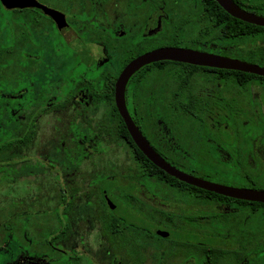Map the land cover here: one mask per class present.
<instances>
[{
	"label": "flooded vegetation",
	"instance_id": "1",
	"mask_svg": "<svg viewBox=\"0 0 264 264\" xmlns=\"http://www.w3.org/2000/svg\"><path fill=\"white\" fill-rule=\"evenodd\" d=\"M35 1L41 6L7 8L0 0L14 13L13 38L0 30V110L11 123L0 134V184H14L3 181L8 175L50 180L53 196L43 199L59 202L60 211L47 216L53 228L45 237L27 231L23 243L15 240V215L0 221V264L3 255L4 264H264V203L167 179L132 138L116 92L132 62L165 48L264 69V27L243 35L236 33L242 24L231 23L229 34L225 16L213 19L212 9L222 8L216 0ZM233 1L264 18V0ZM124 97L131 120L169 165L198 180L264 191V177L246 161L264 147L263 76L163 60L137 70ZM229 126L242 133L235 148L226 145L235 138L221 134ZM49 140L60 148L50 150ZM104 159L119 164L111 163L120 175L115 199L78 173ZM84 204L91 206L81 218L76 209ZM124 204L151 230L118 214Z\"/></svg>",
	"mask_w": 264,
	"mask_h": 264
},
{
	"label": "rangeland",
	"instance_id": "2",
	"mask_svg": "<svg viewBox=\"0 0 264 264\" xmlns=\"http://www.w3.org/2000/svg\"><path fill=\"white\" fill-rule=\"evenodd\" d=\"M2 7H0V30L6 31V35H4V38L12 39V31L8 32V28L12 27V22L14 19V13L12 12H6L3 11ZM0 31V35L1 34ZM180 35H182V32H179ZM189 37V36H185ZM183 45V44H180ZM40 80V78H38ZM3 113V114H2ZM7 116L5 115L4 111L0 110V134H6L9 132L8 127H10L11 123L6 121ZM4 123L3 125L1 123ZM251 131H255V127L251 129ZM221 134H224L226 137H229L232 135L235 140L227 141L226 145L228 148H235L239 144V138H241L242 133L241 131L238 132L236 127L229 126L227 130L221 132ZM5 137V136H3ZM5 142V140L2 138L0 140V144ZM49 149L50 150H56L60 148L59 142L49 140ZM47 143V141H46ZM48 147V143H47ZM256 153L259 154L260 158H256L254 154L249 153L246 157V161L248 165H250L252 168L255 167L256 173L259 174V176L264 177V147H260L256 150ZM101 163H97L95 160H93L91 163H88L87 165H83L84 167H81L78 169V173L82 174V180L91 182L93 179H96L92 181L93 184H98V188L104 189L107 191L112 198L114 197V190L112 188L115 186L114 182L116 183L119 173L116 169L111 168V163L115 162L116 167L119 165L118 161H111L108 159L101 160ZM126 165H130L128 162ZM133 165V162H132ZM75 166V165H74ZM28 167L34 168V163L30 162L28 163ZM198 168L202 167L200 165L197 166ZM190 171V170H187ZM110 172V174H109ZM1 173H0V182H1ZM72 177V175H69ZM17 178V176H16ZM6 180L10 182H14L13 185L9 184L8 187H6L3 184H0V221L8 220L12 218L15 215V219L17 221L18 227L16 230V241L18 240L20 242H24L27 238L23 235V233L28 231V234H34L39 235L42 238L45 237V234L48 233V230H51L53 228L52 223L48 221L47 217L50 215V213H59L60 206L59 202L54 204L52 201V198L48 200H44L43 193H46L47 195H52L51 189L53 188V185L50 183V180L45 181H38L35 180V178H24V179H18L17 182L14 180L13 177L10 175L4 176L3 181L6 182ZM154 181V180H153ZM17 183V184H16ZM16 184V185H15ZM45 187V189H44ZM38 196H37V195ZM150 197V195H149ZM168 198H172L171 196ZM169 202L174 204V201H171L167 199ZM118 204V203H117ZM91 205L84 204L81 205L80 208H77L76 211L79 214V217L86 215L87 211ZM89 212H92L89 210ZM118 214H127L129 216V219L131 222L136 225L134 228L136 230H146L149 231L153 227L151 223L142 221L143 219L139 217L137 212L131 210L129 206L127 205H120V209L117 212ZM79 219V218H78ZM89 220V217H88ZM133 227V226H132ZM36 228H40L41 233L36 232ZM134 230V229H133ZM26 234V233H25ZM178 234H175L172 232L171 238L178 237ZM22 238L24 240H22ZM93 243L97 242V238L91 239ZM198 239L196 238V241ZM10 242L5 243L8 245ZM19 243V242H18ZM99 243H96L98 245ZM28 249V248H27ZM101 252H98L97 256L100 261L109 262L110 259L104 249H99ZM69 256H73L76 254L69 253ZM261 256V255H259ZM6 259V256H2V264H4V261ZM1 261V260H0Z\"/></svg>",
	"mask_w": 264,
	"mask_h": 264
},
{
	"label": "water",
	"instance_id": "3",
	"mask_svg": "<svg viewBox=\"0 0 264 264\" xmlns=\"http://www.w3.org/2000/svg\"><path fill=\"white\" fill-rule=\"evenodd\" d=\"M218 4L232 17L239 19L243 22L264 27V18L250 14L242 10L233 0H216ZM4 6L7 8H26V7H40L41 5L35 0H1ZM180 61L193 64H201L211 67H217L221 69H231L237 71H243L251 74H256L264 77V69L248 64L246 62H240L235 60H230L226 58H221L214 55H207L197 53L191 50L176 49V48H165L148 53L134 62H132L122 73L118 79L116 92H117V104L118 108L125 118L129 132L136 142L139 149L147 156V158L167 173L169 176L178 179L179 181L195 185L198 188L215 192L227 197H232L240 200L264 203V191L248 190V189H235L226 186H221L206 181L198 180L192 176L180 172L176 168L169 165L163 158H161L149 145L148 141L142 135L140 130L131 120L125 104V88L131 78V76L139 70L141 67L163 61Z\"/></svg>",
	"mask_w": 264,
	"mask_h": 264
},
{
	"label": "trees",
	"instance_id": "4",
	"mask_svg": "<svg viewBox=\"0 0 264 264\" xmlns=\"http://www.w3.org/2000/svg\"><path fill=\"white\" fill-rule=\"evenodd\" d=\"M214 2V0H213ZM216 3V2H214ZM212 14H213V19H216V18H220V17H223L225 16L226 19L228 20V25H229V28H228V32L229 34H231V32L233 31V29H235L234 27L230 26L231 23H240L242 24V28L240 32H236L237 34H240L241 32H243L242 34L243 35H249V34H252V29H255V26L254 25H251V24H248V23H245V22H242L241 20L239 19H236L234 17H232L230 14H228L224 9H212ZM216 16V18H215ZM160 171V170H159ZM167 179H170V180H173V181H177L176 179L170 177L169 175H167L166 173L160 171Z\"/></svg>",
	"mask_w": 264,
	"mask_h": 264
}]
</instances>
